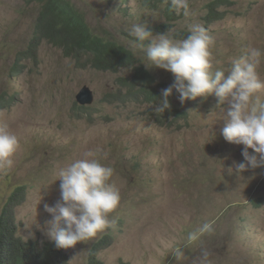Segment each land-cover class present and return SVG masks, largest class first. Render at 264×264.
<instances>
[{
    "label": "rangeland",
    "instance_id": "1",
    "mask_svg": "<svg viewBox=\"0 0 264 264\" xmlns=\"http://www.w3.org/2000/svg\"><path fill=\"white\" fill-rule=\"evenodd\" d=\"M70 1L95 35L135 55L136 66L151 73L153 89L162 93L165 83L173 84V73L141 62L147 46L127 31L135 23L168 21L171 0H152L159 2L156 9L149 0ZM215 1L189 0L192 15L177 13L172 35L202 24L215 40L216 67L227 73L232 59L249 47L264 51V0H229L218 6L221 17L206 20L207 5ZM39 9L25 0H0V120L21 142L14 166L0 172V213L21 188L14 207L18 235L42 244L52 241L47 229L53 214L45 205L62 202L59 171L83 153L101 149L106 154L101 162L114 169L111 182L121 194L111 214L117 227L66 248L69 264H87L92 246L105 234H112L114 243L99 255L104 264H259L250 251L264 245V166L236 171V164L247 161L245 146L222 135L226 121L221 109L230 103L218 107L215 95L197 105L181 103L175 92L174 110L157 113L158 100L146 93L151 88L123 83L134 78L136 66L118 72L83 68L47 39L37 59H22L19 54L34 35ZM258 72L264 79V63ZM84 86L95 100L78 108L76 97ZM255 200L262 201L260 210L252 207ZM206 221L213 222L214 231L190 243L188 233ZM176 249L183 253L179 258Z\"/></svg>",
    "mask_w": 264,
    "mask_h": 264
},
{
    "label": "clouds",
    "instance_id": "2",
    "mask_svg": "<svg viewBox=\"0 0 264 264\" xmlns=\"http://www.w3.org/2000/svg\"><path fill=\"white\" fill-rule=\"evenodd\" d=\"M171 4L177 13L182 10L185 18L192 15L189 0H171ZM178 21L179 19L175 26ZM127 31L140 43L148 41L147 45L144 43L141 45L142 47L143 44L147 46L145 57L141 61L146 67L149 69L153 67L162 68L174 75L173 84L171 85V82L165 83L167 88L163 89L162 93L152 88V75L149 84L145 85L147 87L142 85L133 87L143 90L151 88L146 93L148 96L150 94L157 96L155 101L158 100V102L155 104V112L164 113L166 109L168 112L173 111L174 105L171 95L175 92L178 93L177 100L181 103L188 101V104L194 103L195 105L208 102V99H211L210 95H215L218 107L224 106L226 101L230 103L227 110L224 107L221 109L223 119L226 121L222 129L223 137L228 142L245 146L242 155L247 163L236 164V171L242 173L248 167L254 169L264 166V95H262L264 93V79L258 72L259 66L264 63V51L249 47L245 55L232 59L231 67L226 73L216 67L219 61L216 60L213 53L214 37L200 23L189 25V35L183 39L173 36L172 29L160 32L154 38L153 31L147 23L132 24ZM21 58L28 59L27 57ZM149 74L151 73L149 72ZM159 94H161V98L158 97ZM76 99L80 104H77L78 108L87 107L94 102L82 104L77 97ZM170 113L174 117L180 115ZM20 146V139L11 131L9 123L0 120V172L6 173L14 166V157ZM248 149H253L255 153H259L260 159L258 160L255 155L250 154ZM105 157L106 154L101 149L89 150L83 153L81 158L59 171L62 202H57L55 206L45 205V210L53 214V219L48 222L47 235L57 248H65V253H67L66 248L75 247L79 242L92 240L106 230H114L117 227L118 220L111 214L119 207L121 194L115 183L111 182L114 169L101 162L102 158ZM231 170V168L228 169L229 172H232ZM19 201L18 199L13 205L11 204L14 218V207L19 205ZM261 205V200H255L252 207L260 210ZM212 231H214L213 222L206 221L194 231L189 232L187 239L190 243L195 242L205 233ZM17 236H19L18 232ZM104 237L112 239L109 246L96 253L97 261L104 264L99 255L113 245L114 236L112 234H105L92 246L87 264H91L94 246ZM250 252L254 257L251 259H256L259 264H264V245ZM173 254L176 258L183 255L180 249H176ZM203 255L206 259L207 251ZM254 261H245L242 264H255ZM122 262L129 264L124 260H121L119 264Z\"/></svg>",
    "mask_w": 264,
    "mask_h": 264
},
{
    "label": "trees",
    "instance_id": "3",
    "mask_svg": "<svg viewBox=\"0 0 264 264\" xmlns=\"http://www.w3.org/2000/svg\"><path fill=\"white\" fill-rule=\"evenodd\" d=\"M25 1L29 4H38L40 9L35 21L34 35L28 48L20 54V57L37 59L39 46L44 39H47L54 46L62 48L65 56L77 58L83 68L93 67L98 70L117 72L130 66L135 67L137 64V59L130 50L116 41H107L95 35L85 15L70 0ZM227 3L229 0L211 2L208 5L206 19L216 20L221 17L222 12L218 10V6ZM148 5L155 9L158 8V4L152 0H149ZM166 14L168 21L149 26L153 31V37L168 29L174 30L179 15L171 2L166 6ZM188 35L189 32L186 30L175 34L181 39ZM141 43L147 45L148 41ZM85 57L87 59H84ZM135 71L134 78H126L123 83L131 88L136 85L147 87L145 85H148L152 78L149 72L142 66L136 67ZM148 97L153 101L157 99L156 94H150ZM158 97L161 98V94ZM20 191L21 188H18L16 193L10 196L5 209L0 214V264H69L65 248H57L53 241L42 244L38 240H25L17 236V224L11 211V204L13 205L20 199L18 196ZM111 243V238L104 237L94 246L91 264H101L96 259V253Z\"/></svg>",
    "mask_w": 264,
    "mask_h": 264
},
{
    "label": "water",
    "instance_id": "4",
    "mask_svg": "<svg viewBox=\"0 0 264 264\" xmlns=\"http://www.w3.org/2000/svg\"><path fill=\"white\" fill-rule=\"evenodd\" d=\"M78 101L82 104H91L94 101V96L89 87L85 86L77 96Z\"/></svg>",
    "mask_w": 264,
    "mask_h": 264
}]
</instances>
